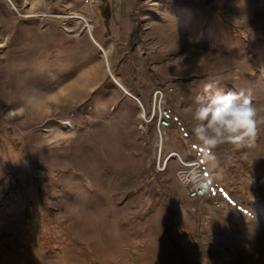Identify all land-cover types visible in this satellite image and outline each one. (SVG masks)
Segmentation results:
<instances>
[{
    "label": "rangeland",
    "instance_id": "obj_1",
    "mask_svg": "<svg viewBox=\"0 0 264 264\" xmlns=\"http://www.w3.org/2000/svg\"><path fill=\"white\" fill-rule=\"evenodd\" d=\"M26 1L0 21V264H264V121L201 163L188 111L240 89L264 105V0ZM171 152L201 163L212 199L189 196Z\"/></svg>",
    "mask_w": 264,
    "mask_h": 264
},
{
    "label": "clouds",
    "instance_id": "obj_2",
    "mask_svg": "<svg viewBox=\"0 0 264 264\" xmlns=\"http://www.w3.org/2000/svg\"><path fill=\"white\" fill-rule=\"evenodd\" d=\"M214 84L205 85V92H211ZM192 119L195 122L192 129L196 139L203 146L201 163L204 160H215L212 149L219 145L230 143L236 146L255 145L258 134V122L264 121V105L257 108L252 103L248 90L230 91L227 94L219 92L211 95H198L194 106L190 107ZM181 183H193L204 186V178L193 167L189 172L177 173Z\"/></svg>",
    "mask_w": 264,
    "mask_h": 264
},
{
    "label": "built area",
    "instance_id": "obj_3",
    "mask_svg": "<svg viewBox=\"0 0 264 264\" xmlns=\"http://www.w3.org/2000/svg\"><path fill=\"white\" fill-rule=\"evenodd\" d=\"M86 3H90L91 0H84ZM170 90V89H168ZM167 92V89L157 86L152 94V115L151 118L154 114V112H157L158 115V125H157V132L160 138H162V132L166 130V128L170 127V122H171V112H168L164 107H163V99L164 96ZM151 118L147 121H150ZM169 158H176L181 166L182 169L177 171V173L183 171V172H189L192 170L193 167H196V170L200 173V175L204 178V186L200 187L198 185H194L193 183H182L185 186H188L189 190V196L192 198H203V199H212L213 198V189L206 179L204 172L201 167V163L197 160L195 161H183L180 157V155L176 152H171L167 154L165 158V162ZM214 201V200H213ZM218 205V202H216Z\"/></svg>",
    "mask_w": 264,
    "mask_h": 264
},
{
    "label": "bare ground",
    "instance_id": "obj_4",
    "mask_svg": "<svg viewBox=\"0 0 264 264\" xmlns=\"http://www.w3.org/2000/svg\"><path fill=\"white\" fill-rule=\"evenodd\" d=\"M9 6H10V8L12 9V11L14 13H17L18 9L16 8V6L13 3L9 2ZM73 14L74 15H72V18L75 19V20H77V21H82L85 24V26L88 28V32L91 34L92 25L89 24L88 19L84 15H82L80 13L73 12ZM91 37H92V35H91ZM92 39H93L94 43L98 46V48L102 52V57L104 59V62H105L107 71L110 73V75L113 78L114 82L117 83L118 85H120L118 83L116 77L111 72V69H110L111 66H109L107 50L97 40H95L93 37H92ZM125 92L128 93L127 91H125ZM39 102L40 101H38V100L36 101V106L37 107H40L41 106V105L39 106V104H40ZM142 107L143 106H141V109L143 111V108ZM15 113H16L15 110H11L10 109V111H9V115L10 116H13ZM70 123L71 122H66L64 125H61L60 127L56 128L55 131H54V133H53V138H55V139L64 138L67 135V130L69 131V127H70L69 125H70Z\"/></svg>",
    "mask_w": 264,
    "mask_h": 264
},
{
    "label": "crops",
    "instance_id": "obj_5",
    "mask_svg": "<svg viewBox=\"0 0 264 264\" xmlns=\"http://www.w3.org/2000/svg\"><path fill=\"white\" fill-rule=\"evenodd\" d=\"M32 1V0H28ZM39 4H42L46 10H50L53 8L60 9L63 6V0H37ZM84 1V0H83ZM9 2L13 3L15 5V0H0V21L2 23H5L6 17H7V23H15V17H14V12L9 6ZM23 3L28 5V2L26 0H23ZM90 3H93L91 0ZM67 5L75 7L76 5V0H68ZM82 7L81 5L78 6V8ZM6 16V17H5ZM10 17L13 19L12 21L10 20ZM103 37V36H102ZM107 37V36H106Z\"/></svg>",
    "mask_w": 264,
    "mask_h": 264
}]
</instances>
